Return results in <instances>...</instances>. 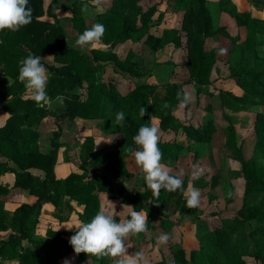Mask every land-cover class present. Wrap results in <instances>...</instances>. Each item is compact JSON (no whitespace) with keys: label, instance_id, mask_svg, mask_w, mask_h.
Instances as JSON below:
<instances>
[{"label":"trees","instance_id":"1","mask_svg":"<svg viewBox=\"0 0 264 264\" xmlns=\"http://www.w3.org/2000/svg\"><path fill=\"white\" fill-rule=\"evenodd\" d=\"M116 4L114 9L99 15V23L105 26L102 43L105 49H92L83 52L70 45L67 41L65 26L56 19L55 22L46 21L42 18L48 14L56 18L54 6L58 7L59 0H28V7L32 9V22L20 29L18 32L8 30L0 31V107L11 115L6 125L0 128V156L13 159L16 153L17 140H19V153L23 158L19 163L21 171L11 167L8 163H0V195L8 194L9 190L2 185L1 177L5 173L15 174V188L27 190L30 195L37 198L32 205L23 204L14 213L11 227L16 228L21 236L11 235L7 240L0 242V257H7V250L16 249L21 245V239L28 240L30 228H34L37 219L33 216L39 215L46 203H52L56 208H62L66 203V196L84 207V213L80 216L86 222H90L99 211V200L94 195L96 189L100 188L109 193L112 199H121L126 204L134 206L135 211H143V200H151L153 209L160 217L161 222L170 227L177 225L180 221L176 215L183 217L193 216L194 208L187 207L183 191L187 189V180H183V189L176 192L161 190L159 196H155L151 190L143 194V200L137 195H129L121 180L131 177L132 174L126 169V161L118 156L114 160L111 180L108 176L94 171L91 168H103L106 159L102 155L95 163V167H83L82 173H71L64 179H58L55 168L58 161V151L61 143L58 138L62 129L51 134L52 150L49 153L40 152V133L38 126L43 124L45 118L53 116L58 127L71 125L78 117L87 120H104L102 123L108 131L113 128L122 135L121 151L126 157L133 154L127 149H136L133 137L139 128L149 121L151 116L160 120V130L167 132L172 130L181 138H194L183 126L181 121L173 115V110L180 104L178 93L181 98L184 93L182 84H166L162 87L154 84L136 85L129 93L119 96L117 90L112 91L104 82H99L98 72L105 65L113 64L116 70L129 73L134 78L147 77L149 71L142 73L136 59L127 61L120 59L114 51L109 48L123 38L137 40L142 37V31L148 29L132 28L129 17L123 10V0H113ZM123 1V2H122ZM131 2V0H125ZM177 6L186 10L183 19V30L189 35L188 41V70L191 80L198 84L201 92L209 83L210 76L215 65V54L207 50L206 41L215 36L213 16L207 6L206 0H172ZM48 2V4H47ZM229 2V0H227ZM231 14L240 25L248 29L246 38L250 57L255 67L248 68L243 64L242 47L237 44L236 38L228 34L225 29L219 33L230 38L233 42L230 60L235 61L232 78L239 82L241 88L253 93H260L264 104V58L259 56L257 34L264 32V21L252 16L250 10L239 13L236 9ZM74 25L80 34L85 30L79 12H74ZM179 30H165L160 46H166L178 38ZM37 55L43 58L45 55H54V62L47 63L42 60L50 76L46 85V92L52 101L63 95L66 99L62 108L49 111L46 107H37L31 98H24L25 87L18 80L19 67L23 59L28 55ZM59 64V65H58ZM127 77V76H126ZM87 82L84 92L83 83ZM162 94V95H160ZM11 97V99H9ZM106 97L113 101L115 113L123 111L125 121L123 125H117L111 121L112 113L103 114ZM167 104L168 107H164ZM141 107L146 109V115L141 118ZM257 125L260 128L256 133L257 149L264 150V110L259 111ZM150 125L152 121L148 122ZM25 126V128H23ZM229 145L235 147V127L230 125ZM214 132L213 125L208 121L203 131L200 132V140H210ZM206 138V139H204ZM260 145V146H259ZM163 153L162 163H169L172 158L185 147L182 140L179 142H159ZM262 148V149H261ZM94 154L92 139H87L82 146L80 157L83 162L89 161ZM243 162V175L247 181L241 207L229 217L221 219L220 224L211 226L207 221L197 218V246L190 252L184 248L175 251V260L169 262L161 260L155 264H247L244 256L254 258L257 264H264V169L256 159ZM84 166H87L83 164ZM40 169L44 172L43 178L32 174L30 169ZM158 205V206H156ZM8 218L4 209V201L0 199V230H8L3 222ZM130 218V214L127 219ZM117 222L120 219L115 218ZM255 226L254 232H248V226ZM48 234L53 241L48 248L44 244L37 243L42 249L37 253L34 249L26 247L23 252L15 254L19 257L21 264H60L61 257L74 252L69 241L63 238L62 233L49 231ZM34 244V243H33ZM95 264H110L109 258H97Z\"/></svg>","mask_w":264,"mask_h":264},{"label":"rangeland","instance_id":"2","mask_svg":"<svg viewBox=\"0 0 264 264\" xmlns=\"http://www.w3.org/2000/svg\"><path fill=\"white\" fill-rule=\"evenodd\" d=\"M123 1L125 6L123 10L129 17V24L132 28L141 29L146 27L148 30L142 31V37L136 41L132 38H123L122 41L109 48L124 61L132 58L136 59L140 71L142 73L149 71L150 75L134 78L131 74L116 70L113 64H109L106 70L103 69L98 72V80L99 82L111 80L112 82L106 83L110 91L113 88L115 89L121 77L126 76L136 80L133 82L134 86L154 84L162 87L172 83L184 85V93L188 94L191 99L184 108H180V104H177L173 110V115L181 121L191 135L196 137L191 139L183 137L182 139L179 134L172 130L164 132L159 128L160 120L158 118L152 120L151 124H155L159 128V142H179L182 140L184 143L185 147L179 154L172 158L169 163L164 164L168 166L170 174L180 176L182 180H187V189L191 186L199 190V205L194 208L195 213L193 216L183 217L178 214L175 217L180 222L177 225L166 227L154 211L153 202L142 199L143 194L150 189L146 187L141 171L135 164L134 155L128 157L124 155L121 151L122 135L115 128L108 131L107 127L102 124L104 120H100L96 127L94 125L90 128L84 124H78V128L74 129L65 128L68 126L66 124L64 127H59L62 129V134L58 138V142L61 143L58 151V161L60 154H62L65 164H60L58 174L60 177L66 178L71 173H82L83 167H95L94 165L99 158L105 155L106 161L102 166L103 168H91L88 172L90 174H93L94 171L102 173L103 176H108V179L111 180L114 160L118 156L122 157L126 161V169L132 176L121 180V183H123L129 195H137L143 200V211L148 213L147 231L138 236H130L125 241L129 254L143 251L148 264H155L161 260L173 262L177 249L184 248L187 252H190L197 246V218L207 221L208 224L213 226L214 224H220L222 218L234 215L241 207L247 181L243 175V162L240 159L244 161L256 159L264 169V156L261 155L262 152H258L256 138V133L260 130L257 125L260 116L258 113L264 110V104L261 101L262 96L260 93L244 90L239 82L232 78L231 75L235 68L234 63L239 58L230 60L233 42L230 38L219 33L222 29H225L229 35L236 38L237 44L242 47L243 64L248 68L255 67L246 43L248 29L239 24L231 14V10L236 9L239 13L250 10L254 18L264 21V0H229V2L227 0H206L213 16L216 31L215 36L207 39L206 47L208 51L214 52L216 57L210 83L201 92L198 91V84L191 80L188 70L189 35L183 30L185 8L177 6L176 2L172 0ZM86 3L89 5V11L85 14L82 13L81 8ZM59 5H61L59 8L54 6V11L58 13L60 22H63L68 36L67 41L72 46L75 45V40L80 35L73 22L75 11L80 13L83 27L86 29L94 23H99L100 14L107 13L116 6L113 0H104L101 7L93 6L91 0H59ZM172 29L179 30L178 38L164 47L160 46L164 31ZM257 41L259 43V56L264 58V32L257 34ZM98 48L105 49L106 45L101 42L96 47H89L83 52ZM51 60L48 61L55 63L54 55H52ZM114 73L119 74L121 77L114 75ZM83 85L80 91L82 90L84 93L82 95L85 99L87 95L84 90L87 87V82H84ZM123 92L125 90H122ZM27 95L30 96V93L25 90L23 97L31 98ZM121 95L120 92H117L115 99ZM110 102L113 101L110 100ZM59 105L55 100L46 108L49 111L53 109L57 111ZM110 113H112L110 114L112 115L111 121L115 123L117 113L114 114V107ZM208 121L213 125L214 132L210 140H200V132L203 131ZM54 123L53 116L50 115L45 118L43 126L40 127L42 139L52 138L51 134L57 131H53L51 127V124L53 126ZM230 125H233L236 131V146L233 148L230 147L228 142L230 137L228 127ZM94 127L96 132L90 134L91 130H95ZM106 136L113 138L108 145L104 144L101 139ZM89 138L93 141L94 154L89 161L83 162L80 152L83 143ZM260 147H263L264 150V144ZM94 195L99 200L98 212L106 211L112 214L114 218L122 221L127 219L133 211V209L125 206L130 205L134 208L133 205L126 204L121 199H112L108 192L100 188L95 190ZM4 196L0 195V199ZM64 199L66 203L62 208L58 209L54 204L46 203L52 205V210H46L44 213L41 210L39 215L33 216L34 219H37V224L34 228H30L27 247L41 253L42 249L37 246V243L44 244L49 248L53 241L48 234L49 231L62 233L63 238L69 241L81 222H86L80 217L85 211L84 207L76 201L70 200L68 196ZM109 201L113 202L116 207L110 205ZM5 206L6 202L4 201V209ZM5 211L8 213V218L3 224L9 227L11 225L9 219L13 216L11 212L6 209ZM247 230L248 232H254L255 226L250 225ZM163 233L169 234L170 239L167 244L160 245L157 243V239ZM65 259H68L70 264L96 263L92 255L84 253L79 255L74 252L69 253L61 257L60 264H64ZM109 260L110 264H115L113 259L109 258ZM243 260L247 264H257L254 258L250 256H244Z\"/></svg>","mask_w":264,"mask_h":264},{"label":"clouds","instance_id":"3","mask_svg":"<svg viewBox=\"0 0 264 264\" xmlns=\"http://www.w3.org/2000/svg\"><path fill=\"white\" fill-rule=\"evenodd\" d=\"M103 3L104 0H91V4L95 7H101ZM81 11L86 14L89 11V5L84 4ZM31 22L32 9L28 7V0H0V31L18 32ZM105 31V26L102 23H94L76 38L74 46L81 51H85L89 47H96L101 44ZM51 58L52 56L41 58L30 54L22 60L19 67V82L30 93L36 106L41 108L50 106L52 103L46 92L50 74L42 64V60ZM177 95L180 99V108L186 107L191 97L188 94H184L182 98L179 93ZM55 99L56 102L63 105L66 98L59 95ZM164 107H168V105L165 104ZM145 115L146 109L141 107V118ZM154 119L155 117L151 116L149 121ZM124 121L125 113L117 112L116 124L123 125ZM148 122L143 124L133 137L136 149L129 147L127 151L134 155L135 164L141 171L146 187L155 196L158 197L162 189L168 192L182 190L183 180L181 177L170 174L168 166L161 162L163 153L158 146L159 128ZM183 195L186 198L187 207H198L200 201L198 189L190 186L189 189L183 191ZM109 204L116 207L113 202L109 201ZM125 206L134 209L130 205ZM147 217L148 213L133 210L129 219L117 222L112 214L100 211L93 216L90 222H81L75 234L70 237L69 243L77 255L84 253L97 258L107 257L113 259L115 264H148L143 251L129 254V249L125 244L130 236H138L147 231ZM169 239V234L163 233L158 237L157 243L165 245ZM64 264H70V261L65 259Z\"/></svg>","mask_w":264,"mask_h":264},{"label":"crops","instance_id":"4","mask_svg":"<svg viewBox=\"0 0 264 264\" xmlns=\"http://www.w3.org/2000/svg\"><path fill=\"white\" fill-rule=\"evenodd\" d=\"M47 4H48V2H47ZM60 6L61 5H59L58 8ZM54 13L56 15V18L51 17L48 14H46L42 19L43 20H46V21L55 22V20L56 19H59V17H58V13L56 11H54ZM61 23H63V22H61ZM49 56H52V55H45V56H43V58H47ZM48 60H51V59H46L45 61L48 64L49 63L51 64L52 62H50ZM103 69L106 70L107 69V66L103 67L100 70V72ZM114 75H117V76L121 77L119 74H115L114 73ZM134 81H136V80H133L132 77H130V78L129 77H124V78L121 77L120 81H118V83H117V86H115V89L117 90V92H120L122 95H125V94L129 93L135 87L133 85V82ZM107 82L110 83L112 81L111 80H106V82L104 81V83H107ZM129 85H132V86L129 88L128 87ZM122 90H125V92L122 93ZM27 93H29V92L27 91ZM28 97H30V96H28ZM108 99H109V101H108ZM110 100H111L110 97H106L105 106H104V114H110L111 109H113V106L111 107V103L113 104V102H110ZM58 108L61 109L62 108V105L60 104ZM53 111H55V110L53 109ZM10 117H11V115L8 114L7 112H5L2 107H0V128L6 125V123L9 120ZM98 122H100V120H84V119H81L80 117H78L73 124L68 125L65 128H72V129L78 128V124L87 125V126H89V128L91 126H94V125L96 127L97 124H98ZM42 126H43V124H41L40 126H38V129H35V130H38V132L40 133V142H39L40 152L46 154V153H49L52 150V146H51L50 138H46L45 140L41 138V135L42 134H41L40 127H42ZM64 126L65 125H62L61 127H64ZM51 127H52L53 131L59 129L58 125H56L55 123H54L53 126L51 124ZM23 128H25V126H23ZM65 128H63V129L65 130ZM94 132H96V128H95V130H91V133L90 134H94ZM101 139H102L103 143L104 144H107V145L110 142H112V140H113V138L111 136L102 137ZM17 144H18L16 146V150H17L16 151L17 152L16 154L17 155H15V157L13 159H9L7 157L0 156V163H8L11 167H14L17 170L21 171L22 168L20 167L19 163L16 162V161L21 162L22 159H23L21 157L22 155L19 153L20 150L18 149V147L20 145L19 144V140H17ZM62 163L65 164V162L63 160V156H62V154H60V158H59L58 164L56 166V175H57V178L58 179L64 178V177H60L59 174H58V168H59L60 164H62ZM29 171L32 174H34V175H36L38 177L43 178V176H44V172L42 170H40V169L33 168V169H30ZM15 178H16L15 177V174L9 173V172L5 173L1 177V183H2V185L6 186L8 188V190H9L8 194H6L1 199L6 202L5 209L7 211L11 212V214H12L13 217H14L15 211L21 205H23V204L32 205L37 200V198L35 196L30 195L27 190H24V189H21V188H15L14 187V185H15ZM52 208L53 207H52L51 204H45L43 206V208H42V210H43L42 212L44 213L46 210H49L50 211V210H52ZM13 217H11L9 219L10 222H11V220H12ZM11 235L20 237L21 236V233L16 228L14 229L12 227L9 228V230H2L1 229L0 230V242L1 241H4V240H7ZM20 243H21V245H17L16 246V249L12 248L10 251L7 250V257L6 258L0 257V264H21L19 257L15 256V254H18V253L23 252L22 249L24 247H27V244H29V243H28V240H25V239H21Z\"/></svg>","mask_w":264,"mask_h":264}]
</instances>
